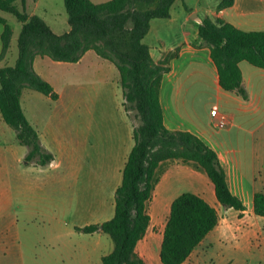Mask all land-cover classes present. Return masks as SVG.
Segmentation results:
<instances>
[{
  "label": "crops",
  "instance_id": "0c3cea01",
  "mask_svg": "<svg viewBox=\"0 0 264 264\" xmlns=\"http://www.w3.org/2000/svg\"><path fill=\"white\" fill-rule=\"evenodd\" d=\"M41 1L18 2L25 8H38ZM50 2L53 4V0ZM221 2L176 0L169 17L151 20L143 39L155 62L170 56L169 71L164 73L160 87L165 126L191 132L215 150L231 191L245 205L241 216L240 211L225 206L222 213L215 191L209 186L196 191L217 208L220 221L184 264L201 254L202 249H208L214 240L240 231V222L246 223L248 215L254 221L262 217L255 213L254 196L258 190L264 192V180H257L261 176L257 158H264V68L248 61L239 63L247 98L223 89L211 48L200 36L199 25L205 18H221L244 31L264 30V0H233L231 5L219 8ZM29 14L36 15V11ZM43 19L56 33L70 29L68 15L60 21L54 19V25ZM12 39L2 66L14 64L18 57V53L12 55ZM33 66L59 97L53 100L26 87L21 105L54 159L47 165L28 163V147L18 141L0 111V250L6 251H0V264H25L26 253L30 260L39 257L46 264H66L67 251L74 255L79 248L84 249L80 261L73 264H103L102 257L114 248L110 235L80 232L76 227L99 224L114 216L116 190L135 144L134 120L124 106L119 70L92 49L78 62L38 55ZM222 116L226 118L223 127ZM258 139L262 140L260 149ZM200 170L181 160L160 163L154 197L156 210L153 207L150 211L151 226L137 247L148 261L156 262V258L149 257L153 212L156 217L168 218L173 200L182 194L176 192V180L184 176L204 181ZM32 235L42 246L39 252L31 246ZM69 239L72 242H66ZM54 248H62L58 258L53 257ZM84 254L86 259L82 258ZM157 254L160 258V250ZM5 255L10 258L7 262Z\"/></svg>",
  "mask_w": 264,
  "mask_h": 264
},
{
  "label": "trees",
  "instance_id": "16d2710c",
  "mask_svg": "<svg viewBox=\"0 0 264 264\" xmlns=\"http://www.w3.org/2000/svg\"><path fill=\"white\" fill-rule=\"evenodd\" d=\"M0 0V9L12 13L21 22L14 64L1 65L11 47L13 29L0 15L4 25L0 55V111L28 147L26 161L47 165L54 154L46 149L36 128L28 121L21 105V95L28 87L53 100L59 94L33 66L36 56L56 61L78 62L86 51L95 50L112 61L120 73L124 106L134 120L135 144L123 170V180L116 190L114 216L99 224L77 226L85 233L104 232L114 242L113 250L102 257L103 264H154L137 251L152 223L150 203L158 182V167L167 160L190 163L206 173L218 201L243 215V201L231 191L226 172L215 150L188 131L170 130L164 124L160 87L169 59L155 62L143 39L154 18H167L176 0H64L70 29L56 33L39 15L20 10L17 2ZM233 0H222L219 8ZM199 33L210 46L218 67L220 85L248 97L239 63L248 61L264 68V30L244 31L221 18H205ZM255 213L264 217V192L254 196ZM220 214L203 196L184 192L170 208L160 248L162 264H184L204 238L219 224Z\"/></svg>",
  "mask_w": 264,
  "mask_h": 264
},
{
  "label": "rangeland",
  "instance_id": "374dc122",
  "mask_svg": "<svg viewBox=\"0 0 264 264\" xmlns=\"http://www.w3.org/2000/svg\"><path fill=\"white\" fill-rule=\"evenodd\" d=\"M20 10H25L27 13H30L31 11H36V15H39L43 18H45L49 23L54 25L53 21L54 19L57 20H63L64 16H67V11L65 8V2L64 0H53V4L50 2V0H42L40 3V6L38 8L36 7H28L25 8V6L21 5V3H17ZM46 8L49 13H46L44 9ZM52 12L54 14H52ZM0 15L4 16V18L7 20V22L11 25L13 29V51L12 55L18 53V47H17V37L19 35V31L21 29V22L18 21V19L13 15L12 13L2 11L0 9ZM55 27V26H54ZM57 27H61L60 25H57ZM2 30H4V25L0 23V35ZM0 45H1V38H0ZM258 149L262 147V140L258 139ZM257 163L259 167V174L257 180L258 183L262 182V179L264 180V158L260 157L257 158ZM200 174H203L204 181H201L200 178H196L195 180H192V178H187L184 176L179 177L176 181L178 186L176 187V192L184 193V192H193L196 193L199 191H203L201 189H207L208 186L210 187V190L214 192L213 186L207 177V175L203 171ZM210 184V185H209ZM156 194V192H155ZM155 197V195H154ZM155 205V206H154ZM153 207H155L156 210V203L155 198H153V201L150 203V211L152 212ZM220 209L224 210V205H220ZM154 213V223L153 227L151 229V241H152V250L149 253V257L151 259L156 258V262H152L154 264H162L160 261V258L158 257L157 251L159 253L161 243L159 245V242L163 235V229L167 221V216L164 218L156 217L155 211ZM169 214V213H168ZM258 220H252V217L248 215V220L250 222L243 223L240 222V231L233 233L221 240L216 239L212 243V245L205 250L202 249L200 252L201 254H198L195 259H190L186 264H264V217H258ZM37 232V230L35 231ZM2 235L0 234V237ZM66 241V240H65ZM70 242L71 239L67 240L66 242ZM72 242V241H71ZM78 246V242L74 241ZM143 242L142 249L144 250V246L146 244ZM159 245V246H158ZM31 246L35 251L39 252V249L42 247L40 243L37 242V237L32 235V241ZM63 248V247H62ZM62 248H54L53 253H56L53 255L54 258H58L60 256V250ZM67 247H64L66 249ZM1 249L0 251H2ZM84 249L79 248L77 252H74V255L72 254V251H67L68 257L66 260V264H73L74 262H79L81 254ZM3 252H6L3 250ZM33 255V252H31V256ZM73 255V256H72ZM30 255H27L26 253V263L25 264H46L44 262L40 261L39 257H35L36 260H30ZM83 259H86V255L84 254ZM9 255H5V261L9 260ZM13 257L11 256V260ZM158 259V261H157ZM85 261V260H84ZM11 262V261H10ZM23 264V263H22ZM84 264V263H83ZM86 264V263H85Z\"/></svg>",
  "mask_w": 264,
  "mask_h": 264
},
{
  "label": "built area",
  "instance_id": "2783aa9c",
  "mask_svg": "<svg viewBox=\"0 0 264 264\" xmlns=\"http://www.w3.org/2000/svg\"><path fill=\"white\" fill-rule=\"evenodd\" d=\"M226 123V118L224 116L221 117L220 126L223 127Z\"/></svg>",
  "mask_w": 264,
  "mask_h": 264
}]
</instances>
